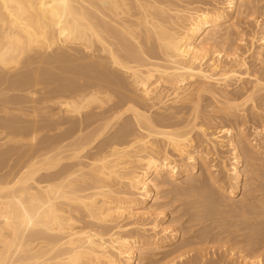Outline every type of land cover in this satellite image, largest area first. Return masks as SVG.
<instances>
[{"label": "bare ground", "instance_id": "bare-ground-1", "mask_svg": "<svg viewBox=\"0 0 264 264\" xmlns=\"http://www.w3.org/2000/svg\"><path fill=\"white\" fill-rule=\"evenodd\" d=\"M253 17L264 29V0H0V264H226L204 246L178 254L201 241L166 224L182 198L261 219L236 245L264 250V68L248 62L264 67V32L241 26ZM226 145L221 181L211 162ZM242 190L252 203L238 207Z\"/></svg>", "mask_w": 264, "mask_h": 264}, {"label": "rangeland", "instance_id": "rangeland-1", "mask_svg": "<svg viewBox=\"0 0 264 264\" xmlns=\"http://www.w3.org/2000/svg\"><path fill=\"white\" fill-rule=\"evenodd\" d=\"M246 21H247L246 23L243 21V23L241 25L243 31L245 32V35L250 34L252 30H256L259 33V37L263 34L264 29L263 28L258 29L255 26V24H256L255 23V17L251 18L250 20H246ZM241 53H243V49L241 50ZM248 62L250 63V65L255 66L256 69H258L260 71L264 68L262 64H258L255 61L254 57L248 58ZM47 87H49V86H47ZM238 89H239V87L236 86L233 88V91H236ZM42 92L43 91H40L42 97L48 96V91L43 92V93ZM219 122H221V123H219ZM212 123L213 124H211V125L213 127H215L217 125H219V126L226 125L227 127L230 126V122H228L223 117V114H221V113L213 115ZM245 132H246L248 139L250 141H252V143L254 142L253 141L254 139H255V141L257 139H259L258 134L253 129L249 130V127H248ZM225 141L226 142L228 141V136L225 139ZM256 146L258 149L260 148L259 144ZM231 154H232V152H230V147L228 145H226L225 148L220 151L218 156H214L212 158L211 165L214 166V173L216 174L217 178L220 179L221 181H227V174L222 169V164H221L222 159H226L228 162V166H229L230 163L232 162L230 160L232 157ZM262 158H264V155H262ZM242 169H245V166ZM198 178H200V172L195 174L193 179H198ZM202 178H204V177L202 176L201 179ZM244 178L247 180L250 177L245 176ZM246 180H244V182ZM176 182H177V185L179 186L177 191L188 190L191 187L185 183V180L178 179ZM181 184H184V185L182 186ZM210 191L215 193L216 189L211 188ZM170 192H171L170 190H167L166 193L169 194ZM166 193L164 194L165 196L167 195ZM244 193H245V191L242 190L240 193L235 195L234 200L237 202H235L234 205L238 204V207H239L240 206L239 202H241V201L245 202L247 205H249V203H252L251 196L246 195ZM198 194H201V193L198 192ZM213 198L218 199L220 197L215 196ZM207 200H209V198H204L203 203H204V201H207ZM193 201H194V199H192V198L191 199L182 198L177 204L175 203L173 207L168 206L165 208L166 209L165 212L167 214L171 215V217H169V218L175 217V219H176V221L173 223H170L168 221V223H166L167 225H170L172 227H180L183 231H185V235L183 238H187V239L200 238V240H201L200 244H196V245L186 247L185 249L181 250L178 254H180L181 252L184 253V252H189V251L191 253L195 249H198V248L204 246V247H208L209 252H210L208 259L214 260V259L221 258L226 262V264H240V262H241L240 254L241 253L249 254V255L252 254L253 256H258L260 254L264 255V250H262V246H260V245L259 246H250L249 248H247L246 246L240 247V246L236 245L238 243H243L244 245H246L249 242L250 237H245V234L250 232L251 225H253L254 223H256L258 225L260 223L261 219L251 218V221H249L250 219H245L241 216L242 212L239 210L230 211V212L223 214L217 218H215L218 214L217 212H209V213L203 212L199 215L197 213L196 208H195L196 205L192 206ZM177 206L181 207L180 211L172 213L173 208H175ZM214 220L219 221V223H221V224H226V226L219 231H213V229H215L218 226L217 224H214V226L212 225ZM185 221H191V223L190 224H186V223L183 224ZM259 226L260 227L258 229L262 230L259 234H262V232H264V224L259 225ZM228 230H230L232 232L233 231H237V232H233L227 240L226 239H222L220 241L215 240L216 236H218L219 234L223 233L224 231H228ZM240 235H244V237L241 239V241L237 240V237ZM183 243H184V241H182V239H180L179 245H182ZM231 248H233L236 252L235 257H233V258H231V256L229 255Z\"/></svg>", "mask_w": 264, "mask_h": 264}]
</instances>
